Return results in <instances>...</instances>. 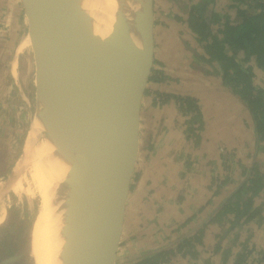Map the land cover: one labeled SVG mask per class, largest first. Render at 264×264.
<instances>
[{
    "label": "crops",
    "instance_id": "obj_1",
    "mask_svg": "<svg viewBox=\"0 0 264 264\" xmlns=\"http://www.w3.org/2000/svg\"><path fill=\"white\" fill-rule=\"evenodd\" d=\"M199 1L153 0L151 74H161L163 79L148 80L141 101L139 158L129 193L130 219L127 236L120 234L126 253L122 264H135L155 252L173 249L202 226L201 243L194 247L195 258L175 254L160 264H232L242 245L253 249L246 263L252 264L250 258L260 249L255 244L264 249V215L260 223L254 220L240 223L222 238L220 235L229 228L232 216L221 222H209L222 202L245 181L252 166L264 174V140L257 141L246 105L222 85L217 64L207 62L204 43L198 41L186 22L190 6ZM228 4L229 0H215L214 11L233 22L236 8L244 5L234 2V7L228 8ZM4 8L5 3L0 1V20L6 18ZM217 28L213 26L214 33ZM18 54L14 47L12 66ZM253 72L259 84L261 69L253 66ZM156 94H162V101ZM178 95L195 98L200 108L202 125L193 142L187 135L188 117L174 98ZM3 151L0 179L14 166L11 148ZM8 193L0 197L3 253L5 242L11 239L2 224L9 215ZM253 207L264 214V187L253 198ZM33 236V241L27 243L29 254L36 242V226L32 222L29 237ZM217 245L219 248L214 250ZM12 255L0 257V263Z\"/></svg>",
    "mask_w": 264,
    "mask_h": 264
},
{
    "label": "water",
    "instance_id": "obj_2",
    "mask_svg": "<svg viewBox=\"0 0 264 264\" xmlns=\"http://www.w3.org/2000/svg\"><path fill=\"white\" fill-rule=\"evenodd\" d=\"M20 1L41 50L37 55L32 47L36 77L47 74L58 97L52 116L65 113L62 126L74 130L66 146L75 158L58 264H114L153 66V0H136L140 21L114 0V9L96 22L87 0ZM29 248L0 264H34L25 255Z\"/></svg>",
    "mask_w": 264,
    "mask_h": 264
},
{
    "label": "trees",
    "instance_id": "obj_3",
    "mask_svg": "<svg viewBox=\"0 0 264 264\" xmlns=\"http://www.w3.org/2000/svg\"><path fill=\"white\" fill-rule=\"evenodd\" d=\"M229 1L228 8L234 7V2L244 5L236 8L233 22L227 16L222 17L214 11L215 0H200L190 6L186 22L198 41L204 43L207 62L217 64L222 85L246 105L253 119L257 141H263L264 88L256 83L253 66L264 71V0ZM214 25L218 26L215 33ZM154 79L161 80L163 77L161 74L159 76L150 74L149 80ZM156 98L162 101V94H156ZM174 98L183 114L189 116L188 130L195 136L202 125L197 100L181 95ZM263 187L264 174L254 165L245 181L222 202L209 220L217 223L227 219L228 215L232 216L229 228L220 235V238L240 223L252 220L260 223L263 220L264 214H261V210L253 207V198ZM203 228L204 226L192 236L181 239L173 249L155 252L135 264H160L169 261L175 254L195 258L194 247L195 244L201 243ZM218 248L219 245L214 250ZM252 251L253 249L242 245L240 251L235 254L232 264H246Z\"/></svg>",
    "mask_w": 264,
    "mask_h": 264
},
{
    "label": "bare ground",
    "instance_id": "obj_4",
    "mask_svg": "<svg viewBox=\"0 0 264 264\" xmlns=\"http://www.w3.org/2000/svg\"><path fill=\"white\" fill-rule=\"evenodd\" d=\"M128 13L137 21L141 20L142 8L136 0H121ZM88 12L94 22L102 20L115 7L114 0H87ZM34 46L37 55L41 54L32 29L26 31L15 45V53ZM16 58L12 66L13 76L17 77ZM35 74V73H34ZM41 77V76H40ZM35 76L39 94L31 114L30 124L24 137L22 153L14 163L12 172L0 183V197L5 192L16 196L38 197L36 210V242L32 252L27 249L34 264H58L60 246L64 235V206L69 187L66 179L74 162L75 151L66 150L74 130L63 127L67 120L63 112L52 116L58 102L54 85L47 74L41 78ZM43 92V93H42ZM43 94L44 97H43ZM53 94L52 101L50 96ZM27 171L28 186L23 185V172ZM2 179V178H1ZM29 187V188H28ZM4 197V196H3Z\"/></svg>",
    "mask_w": 264,
    "mask_h": 264
},
{
    "label": "rangeland",
    "instance_id": "obj_5",
    "mask_svg": "<svg viewBox=\"0 0 264 264\" xmlns=\"http://www.w3.org/2000/svg\"><path fill=\"white\" fill-rule=\"evenodd\" d=\"M0 1L2 4L5 3L3 12H5L4 15L6 17H2V20H0V155H4V148L9 149L10 147L12 150L11 152L14 165L22 153L24 137L31 119L30 108H34L37 102L36 87L34 82L36 68L33 50L31 46H27L26 50L19 53L16 57L18 76L15 78L12 76L11 63L14 56V47L21 35L27 31L28 22L20 0ZM9 2L11 4L10 6ZM1 32H3V35ZM6 34H8L7 37ZM261 73L262 74L258 76V82L264 88V71L261 70ZM184 115L189 118L188 115ZM187 132L188 138L193 142L195 137L190 134L189 130ZM137 156L136 160L139 158L138 154ZM8 167H11V165ZM9 171L10 168H8V174L4 175V177L0 179V183H3L10 175L12 170L10 172ZM133 174L134 173H132L128 195L124 204L120 233L121 237L124 235L125 237L127 236L126 231L128 230L127 225L129 224L130 207L132 205V197H129V193L132 186ZM27 175V171H24L22 181L25 187L29 185ZM8 198L10 200L7 202L8 205H10V207H8L9 215L2 224L4 226L3 228H6V235L11 238L5 242V248L8 249L10 254L13 253L12 256H14L16 249L22 247L23 244L26 246V244L29 241H33L35 237H29V231L31 229L32 222L35 224V221L37 220L35 213L38 205V197L35 193L32 197H30L23 194L16 196L15 194L9 192ZM1 204L4 206L2 202ZM121 237H119L120 240L118 241V245L115 250L116 256L114 264H122L123 259H126V253L124 251L125 246H123L124 241L121 242L122 244L120 243ZM255 246L260 249L255 251L254 255L250 258L252 259V264H264L263 246L259 243H256ZM5 253L7 252L3 253L1 250L0 257H6L8 254Z\"/></svg>",
    "mask_w": 264,
    "mask_h": 264
},
{
    "label": "flooded vegetation",
    "instance_id": "obj_6",
    "mask_svg": "<svg viewBox=\"0 0 264 264\" xmlns=\"http://www.w3.org/2000/svg\"><path fill=\"white\" fill-rule=\"evenodd\" d=\"M5 251L7 252L6 254L10 255V253L8 252V249L7 248H5Z\"/></svg>",
    "mask_w": 264,
    "mask_h": 264
}]
</instances>
